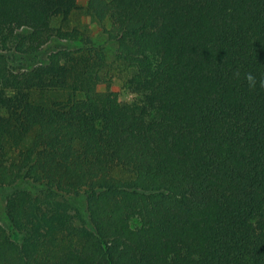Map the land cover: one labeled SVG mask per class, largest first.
<instances>
[{"label": "trees", "instance_id": "16d2710c", "mask_svg": "<svg viewBox=\"0 0 264 264\" xmlns=\"http://www.w3.org/2000/svg\"><path fill=\"white\" fill-rule=\"evenodd\" d=\"M81 2L123 79L53 27ZM22 181L0 264H264V0H0V187Z\"/></svg>", "mask_w": 264, "mask_h": 264}, {"label": "rangeland", "instance_id": "374dc122", "mask_svg": "<svg viewBox=\"0 0 264 264\" xmlns=\"http://www.w3.org/2000/svg\"><path fill=\"white\" fill-rule=\"evenodd\" d=\"M109 1V0H106ZM86 3H80V9L74 11L70 14L67 21L57 20L53 22V27L60 28L64 31L76 30L80 32L83 36L85 42H88L85 45L90 48L100 49L104 58L109 65L108 76H114L118 78L125 77V70L123 67L119 66L115 62V52L116 44L114 41H110L107 36V31L110 29V23L108 20L102 22L97 21L92 17L85 9ZM84 47L83 42H73V41H52L49 44H46L39 53V59L44 58L51 52L56 49H76ZM17 189H27L34 192L33 187L27 181H22L13 187H0V225L5 229L9 230L10 235L13 240L17 243H20L21 236H14L13 231L10 229V224L7 220V217L4 212V205L6 199ZM68 203L72 206L73 209L79 210L81 213L84 212L85 200L84 196L66 198ZM133 227H137L139 222L136 219L131 221Z\"/></svg>", "mask_w": 264, "mask_h": 264}, {"label": "clouds", "instance_id": "9594fccd", "mask_svg": "<svg viewBox=\"0 0 264 264\" xmlns=\"http://www.w3.org/2000/svg\"><path fill=\"white\" fill-rule=\"evenodd\" d=\"M248 79L251 81V80H252V77H251V76H249V77H248Z\"/></svg>", "mask_w": 264, "mask_h": 264}]
</instances>
